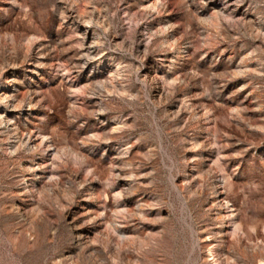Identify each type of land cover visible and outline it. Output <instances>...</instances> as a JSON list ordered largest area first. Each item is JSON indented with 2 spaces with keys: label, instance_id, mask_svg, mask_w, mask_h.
I'll return each mask as SVG.
<instances>
[{
  "label": "rangeland",
  "instance_id": "1",
  "mask_svg": "<svg viewBox=\"0 0 264 264\" xmlns=\"http://www.w3.org/2000/svg\"><path fill=\"white\" fill-rule=\"evenodd\" d=\"M0 264H264V0H0Z\"/></svg>",
  "mask_w": 264,
  "mask_h": 264
}]
</instances>
